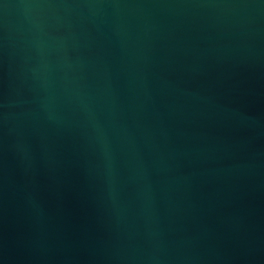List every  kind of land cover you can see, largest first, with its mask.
<instances>
[{
    "label": "water",
    "instance_id": "obj_1",
    "mask_svg": "<svg viewBox=\"0 0 264 264\" xmlns=\"http://www.w3.org/2000/svg\"><path fill=\"white\" fill-rule=\"evenodd\" d=\"M0 264H264V0H0Z\"/></svg>",
    "mask_w": 264,
    "mask_h": 264
}]
</instances>
